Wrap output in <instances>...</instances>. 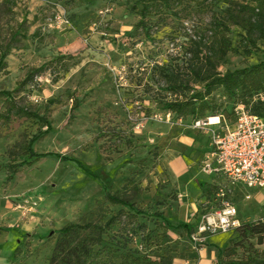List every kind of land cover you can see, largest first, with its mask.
I'll return each instance as SVG.
<instances>
[{
    "label": "rangeland",
    "instance_id": "obj_1",
    "mask_svg": "<svg viewBox=\"0 0 264 264\" xmlns=\"http://www.w3.org/2000/svg\"><path fill=\"white\" fill-rule=\"evenodd\" d=\"M227 6L226 0H159L149 15L151 26L145 30L136 27L141 10L138 0H15L12 11L0 0V45L7 44L21 26L20 34H27L12 43L0 91L14 90L26 66L51 62L18 100L52 123L51 132L33 146L43 154L41 159L9 179L8 150L37 133L40 125L26 117L9 122L0 118V228L17 226L0 229V264H48L54 232L103 203L104 186L125 191L128 185V196L140 208L163 210L173 223L181 220L182 203L195 201L199 209L200 182L215 177L203 168L212 128H195L188 116L172 114L168 120L163 102L176 95L168 89L161 67L185 72L194 42L210 35L213 17ZM58 15L69 23L49 28L47 24ZM231 37L233 51L220 66L221 72L264 59V41L247 59L238 50L239 28H233ZM62 55L70 56L65 65L56 61ZM55 77H60L58 82L53 81ZM199 87L190 85L193 90ZM215 98L217 107L208 116H219L222 124L233 126L234 102L221 91ZM76 101L78 108H74ZM7 107V99L1 97L0 114ZM169 154L175 157L172 183L164 167ZM174 186L178 193L172 190ZM230 186L238 218L264 220V191L241 183ZM107 207L110 213L120 209ZM196 212L189 213L194 222L199 220ZM26 232L34 236L23 237ZM108 232V244L128 242L119 252L130 248L154 257L171 254L174 264H200V244L150 216L132 219L125 209ZM232 234H210L207 248L224 247ZM257 249L264 255V244ZM245 252L240 249L223 262L243 258ZM217 259L209 264H216ZM90 264L122 261L109 259L103 252Z\"/></svg>",
    "mask_w": 264,
    "mask_h": 264
},
{
    "label": "trees",
    "instance_id": "obj_2",
    "mask_svg": "<svg viewBox=\"0 0 264 264\" xmlns=\"http://www.w3.org/2000/svg\"><path fill=\"white\" fill-rule=\"evenodd\" d=\"M141 5L139 11L140 20L136 24L138 28L148 30L149 15L156 8L159 0H138ZM227 8L221 14H216L210 24V35L201 36L194 42L191 48L192 55L186 62L185 72L175 71L161 67L162 77L167 81V87L176 96L163 102L166 114H177L182 117H191L194 122L208 120V113L215 111V93L221 91L228 99L234 102L232 113L236 116L238 105H245L250 113L264 119V59L250 63L244 67L221 72L220 66L224 63L230 52L233 51L232 31L234 27L240 30L238 50L245 58L252 57L259 48V43L264 41V0H226ZM3 5L12 11L15 0H3ZM22 29H15L11 33V40L0 45V76L8 67L7 56L12 50V43L25 38L26 33L20 34ZM21 35V36H20ZM70 56H59L58 63L65 65L64 61ZM50 63L41 66H26L24 75L17 82V87L11 91H0V98L5 97L8 107L0 118L9 122L13 117H26L39 122L40 130L32 136H26L23 141L15 144L8 150V178L12 179L22 168L36 164L43 154L34 150V143L47 135L52 130V123L48 116L41 115L33 107L23 104L18 96L25 91L26 86L35 85L36 77L43 73ZM65 68V72H68ZM60 77H55L58 82ZM191 84H199V89L193 90ZM191 92L185 93V90ZM79 107V102L74 103V108ZM214 113V112H213ZM219 117V116H218ZM222 123V121H220ZM234 125V124H233ZM46 127L45 130L43 128ZM134 183V182H133ZM132 183V184H133ZM202 199L197 210L198 222L179 220L173 223L163 210L149 212L140 208L136 202L128 196V185L125 191H113L104 186L105 201L87 212L79 221L70 222L55 231L56 238L48 259V264H90L95 257L106 253L109 259L120 257L122 264H174L171 254H157L155 257L142 253L136 249L128 248L126 252H119L120 246L128 247V242L115 244L105 242L108 231L115 225L123 211L136 219L139 216L152 217L160 220L164 227L172 230L184 231L192 239V235L198 230L202 216L215 212L223 207L224 203L231 202L230 189L221 184L200 182ZM137 192L138 185L133 184ZM225 194L221 195V190ZM175 193L176 190L172 188ZM107 206H119L115 213H110ZM238 217V216H237ZM191 218V217H190ZM0 228L2 230L16 229ZM140 228H144L141 225ZM233 233L224 247L215 246L216 264H264V255L258 254L257 245L264 244V220L242 221L227 233ZM211 233L206 232V240L199 243L201 247H208L207 239ZM23 237H33L28 232ZM21 240V238H19ZM256 240V243L252 242ZM198 244V243H197ZM101 248V249H100ZM246 251L245 257L233 258L223 262L225 257L236 254L238 250Z\"/></svg>",
    "mask_w": 264,
    "mask_h": 264
},
{
    "label": "built area",
    "instance_id": "obj_3",
    "mask_svg": "<svg viewBox=\"0 0 264 264\" xmlns=\"http://www.w3.org/2000/svg\"><path fill=\"white\" fill-rule=\"evenodd\" d=\"M65 16L58 15L50 21L49 28H59L68 24ZM171 114H167L170 120ZM220 125L208 120H198L193 127ZM142 125L138 124V127ZM211 152L204 160L203 168L207 173H221L231 183L264 191V119L247 109L245 105L236 108V121L233 126L211 129ZM225 190H221L224 195ZM240 224L236 207L229 201L215 212L202 216L198 230L192 235L195 243L206 240V232L211 234L227 233Z\"/></svg>",
    "mask_w": 264,
    "mask_h": 264
},
{
    "label": "crops",
    "instance_id": "obj_4",
    "mask_svg": "<svg viewBox=\"0 0 264 264\" xmlns=\"http://www.w3.org/2000/svg\"><path fill=\"white\" fill-rule=\"evenodd\" d=\"M218 121H221L220 117H219ZM222 126L224 127L225 125L221 123L220 125L215 124V125H212L210 127L211 128H221ZM211 150H212V147H211V144H209L207 153L205 154V157H204V160L207 158V156L211 152ZM168 156L169 157L167 159L164 158V161H165L164 167L167 169V171H168L167 173L169 175V181H170V183H172L170 180V173H172L173 171L176 172V170H175L176 168H175V165L173 162L175 157H172L171 154H169ZM213 174H215V177H213V176L209 177L208 179L210 181H207V182L210 184H216V185L221 184V185L229 188L230 192H231V196H232L233 192H232V189L230 186L231 182L229 181V179L221 173H213ZM173 188L175 189V186ZM252 189H254V188H252ZM179 195L181 197L185 196L183 193L182 194L179 193ZM195 207H196L195 201H188V202L182 203L181 207L179 208V218L182 221H189V218L191 217V214H189V213L192 212L193 210H194V212L197 211ZM237 216H238V213H237ZM198 252H199V256H200V264H209L210 262H212L215 259V256H216V249H209L207 247H201L198 250Z\"/></svg>",
    "mask_w": 264,
    "mask_h": 264
},
{
    "label": "bare ground",
    "instance_id": "obj_5",
    "mask_svg": "<svg viewBox=\"0 0 264 264\" xmlns=\"http://www.w3.org/2000/svg\"><path fill=\"white\" fill-rule=\"evenodd\" d=\"M218 120H219V117L218 116H212V117H210V121L213 122V123L218 122Z\"/></svg>",
    "mask_w": 264,
    "mask_h": 264
}]
</instances>
